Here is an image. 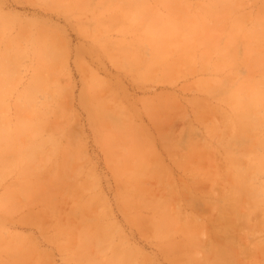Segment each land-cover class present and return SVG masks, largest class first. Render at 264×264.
Instances as JSON below:
<instances>
[{
	"label": "rangeland",
	"instance_id": "374dc122",
	"mask_svg": "<svg viewBox=\"0 0 264 264\" xmlns=\"http://www.w3.org/2000/svg\"><path fill=\"white\" fill-rule=\"evenodd\" d=\"M263 6L0 0V130L12 135L0 149V264H112L117 254L125 264H208L216 259L209 242L225 234L231 264H264V104L248 119V135L239 132L245 101L264 92V35L254 28ZM38 37L53 40L60 56L29 106ZM91 88L121 108L110 116L123 138L109 124L98 133L83 101ZM31 121L43 128L25 130ZM65 153L71 163L57 185ZM13 158L22 165L2 166ZM233 163L247 170L246 183ZM136 179L143 193L127 209L122 198ZM89 201L102 242L82 253L87 217L74 209ZM222 212L233 214L228 230ZM160 218L170 230L158 232ZM186 225L202 245L196 250Z\"/></svg>",
	"mask_w": 264,
	"mask_h": 264
},
{
	"label": "bare ground",
	"instance_id": "6f19581e",
	"mask_svg": "<svg viewBox=\"0 0 264 264\" xmlns=\"http://www.w3.org/2000/svg\"><path fill=\"white\" fill-rule=\"evenodd\" d=\"M261 14L262 17H259V19L257 20V23L255 25L254 28H262V30L260 31L261 35H264V6L261 9ZM262 18V19H260ZM255 31H258V29H256ZM255 32H252V35H255ZM35 42L37 43V55H38V59H39V68L36 70V74L33 76V79L31 80L30 84L28 86H26V90L24 93V97L26 98L28 105L31 106L32 104V95H33V90L36 89H47L49 86V78L43 74V71H48V70H53V67L55 66V64L58 62V58L60 56L59 54V49L56 48L55 43L53 42V40L48 41V39L42 38V37H38L37 39H35ZM8 58V56H6ZM15 62V60L13 61ZM6 74H12L13 73V67H7V70L5 72ZM91 97L87 99H83L85 106L89 107L90 113H91V117L92 120L94 122V125L98 131L99 134H101V131L103 128H106L105 124H109L113 130L115 131V134H113V138L116 139L118 137L123 138V136H121V132L123 131L119 125L118 122L113 121V118L110 116V111H112L114 114H116L117 116L122 114V110L119 107H113V108H108L106 106L105 103L100 102L99 99H96L95 96V90L93 92L92 88H91ZM247 97H250V95ZM251 99V100H249ZM248 100H246L245 102L247 104H245V108L244 110L240 111L239 115L241 118H244L243 121V128L239 129L240 132V136L244 137L248 135V130L245 129L247 128L250 124L248 122V119L252 116V115H256L255 114V110L258 106H262L264 104V92L261 91H255V96L254 98L251 97ZM263 102V103H262ZM250 105H249V104ZM24 107L29 108L27 105H24ZM245 125V126H244ZM129 128H134V126L132 125H128ZM23 128H25V130H31V131H39L40 129L43 128L42 124L39 122H30L27 124V122L23 125ZM12 139V135L10 132H4L2 130H0V149L3 148V146L8 143L9 141H11ZM137 142L139 143L140 140H137ZM38 149H36V152H34L33 154L35 156H37L38 154ZM23 160L22 159H15L13 158L11 162H9L8 164H2V166H4L5 168H9V167H17V165H22ZM71 163V157L65 153L60 165V172L58 173L57 177L55 178V182L57 185L63 183V178L62 176L67 172L68 168H69V164ZM30 164V159L27 161V166ZM136 164L138 165H142L143 161L142 158L137 160ZM238 165L236 163L232 164V168L236 169L235 166ZM238 170L237 171V176L240 177V180L243 181L244 183L247 182L248 180V174H247V170L245 168H239L238 166H236ZM163 166L161 165L162 169ZM141 173H149L148 171H142V172H137L136 175L137 177L139 176V174ZM137 183V185H136ZM136 183L132 184L131 187V196L130 194H125L126 196H124L122 198L124 202L123 204L125 205V208L129 209V208H133L136 206V202L132 203V198L141 197V192L143 193L142 189V185L140 188V179H136ZM50 184V183H49ZM50 186V191H55L56 187L54 186V184ZM88 185V183H83L80 185H76V191L75 193L78 194L81 190H83L86 186ZM63 189V188H61ZM60 190V189H59ZM65 190V189H64ZM66 191V190H65ZM74 192H71L70 194H72ZM47 198H49V195H46ZM131 198V199H129ZM129 199V200H128ZM128 200V201H127ZM241 200L242 202V197H240L237 201L239 202ZM155 206H157V204H155ZM50 210L53 211L52 205L49 206ZM91 209H93V204L92 202H84L83 204L81 203H77L74 211L78 212V211H82L84 210L85 212V216L87 217V220L84 221L83 225H85L86 230H82L81 232V244H80V248H81V252L82 253H87L88 252V248L87 246L90 244H96L99 245L102 242L101 237L98 235L97 231H96V227L98 226V219L95 216H91L92 214H90ZM90 214V215H89ZM232 215L228 216L227 213H221L219 216V219L224 223L223 224V229L228 230V227H230V225H232L233 223V219L231 218ZM98 221V222H97ZM95 226V227H90V226ZM103 226L101 227L102 229L107 228V224H102ZM110 227V226H109ZM113 227V226H112ZM192 227V226H191ZM173 228V227H172ZM181 228V227H180ZM185 230V232H190L191 236H188V243L189 246L194 248L195 250L198 247H201L202 245L198 243V240L195 238V235L192 233L190 226L186 225L183 228ZM158 232L160 233H164L166 232L165 230H170V228H168V225L165 223L164 220H162L160 218V222L158 223V228H157ZM107 234V233H106ZM227 238V235L225 234L224 238H218L217 241L218 243L212 244V242H209V247H208V253L214 254L215 256V260H213L212 262H208V264H231L233 261V251L229 245V243H227V241L225 240ZM128 257L126 255H121V254H117L113 257L112 260V264H125L126 262H128Z\"/></svg>",
	"mask_w": 264,
	"mask_h": 264
}]
</instances>
